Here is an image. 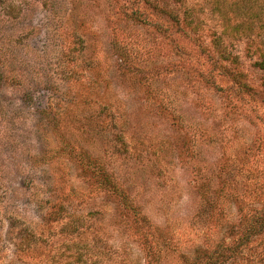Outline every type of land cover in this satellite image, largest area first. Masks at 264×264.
I'll return each instance as SVG.
<instances>
[{
  "label": "rangeland",
  "instance_id": "1",
  "mask_svg": "<svg viewBox=\"0 0 264 264\" xmlns=\"http://www.w3.org/2000/svg\"><path fill=\"white\" fill-rule=\"evenodd\" d=\"M236 1L0 0V264H264Z\"/></svg>",
  "mask_w": 264,
  "mask_h": 264
},
{
  "label": "trees",
  "instance_id": "2",
  "mask_svg": "<svg viewBox=\"0 0 264 264\" xmlns=\"http://www.w3.org/2000/svg\"><path fill=\"white\" fill-rule=\"evenodd\" d=\"M237 10L235 11L242 17H247L254 19L256 22L260 23L264 28V1L262 0H238L235 2ZM226 17V16H225ZM258 217L251 228L254 229V233L264 230V215L262 218ZM258 222V224H257ZM262 229V230H261Z\"/></svg>",
  "mask_w": 264,
  "mask_h": 264
}]
</instances>
